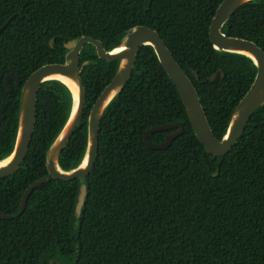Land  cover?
Wrapping results in <instances>:
<instances>
[{"label": "trees", "instance_id": "1", "mask_svg": "<svg viewBox=\"0 0 264 264\" xmlns=\"http://www.w3.org/2000/svg\"><path fill=\"white\" fill-rule=\"evenodd\" d=\"M222 1L0 0V28L8 22L0 33V160L14 150L22 87L32 72L64 62L65 43L74 38L92 36L111 50L136 25L160 32L195 84L214 134L224 138L257 66L245 54L214 47L210 24ZM223 32L264 49V0L243 4ZM81 62L85 114L59 158L65 171L83 161L90 111L119 67L91 43ZM9 73L20 79L11 80V90ZM72 107L66 84H41L27 157L15 174L0 179V213L13 216L0 218V264H264V104L238 144L215 156L195 134L154 48L142 46L129 81L103 114L80 214L82 181L55 179L46 163ZM172 122L184 133L167 149L148 147L145 131ZM175 130L153 132L150 140L164 142ZM43 177L48 180L21 212L26 189Z\"/></svg>", "mask_w": 264, "mask_h": 264}, {"label": "water", "instance_id": "2", "mask_svg": "<svg viewBox=\"0 0 264 264\" xmlns=\"http://www.w3.org/2000/svg\"><path fill=\"white\" fill-rule=\"evenodd\" d=\"M248 1L250 0H223L217 7L210 24L209 35L216 49L245 54L252 58L257 66L255 80L236 106L224 138L219 139L214 134L195 84L180 66L160 32L147 25H136L127 31L122 38L121 44L111 50H107L100 39L92 36L83 35L79 38H74L65 43L68 51L64 62L47 63L31 73L22 87L18 134L14 150L10 155L13 157L8 163L0 166V179L15 174L27 157L36 124L38 94L41 84L51 79L60 80L53 77L56 74L68 77L78 84L79 97L76 100L71 87L63 80H60L70 88L73 94V107L67 123L47 151L46 163L48 171L53 178L65 181L80 179L82 181L76 207L77 213L80 214L87 193V186L84 181L92 172L99 154V135L103 114L112 100L124 89L129 81L137 56L144 45H151L154 48L160 62L176 84L195 134L204 145L206 151L215 156H225L238 144L251 117L264 104V49L253 40L229 36L223 32L226 22L238 8ZM7 24L8 22L0 28V33ZM53 42L54 40H51V45H53ZM88 43L95 46L100 58L107 61H119V67L114 78L103 89L90 111L88 146L83 161L78 167L65 171L59 165V158L85 114L86 94L82 72L86 62H81V53ZM119 48L122 49L117 51ZM194 74L199 79L197 72L194 71ZM215 76L213 75L210 80L213 81ZM13 79L17 83L20 82V79L14 73H9L5 78V84L9 90L12 89L10 82ZM174 128L176 130L167 134L164 142L155 143L150 140L151 133ZM183 133L184 128L180 122L166 123L146 130L144 140L147 146L152 149H167ZM47 180V177H43L26 189L22 198L21 212L25 209L27 200L34 189ZM11 217L13 216L0 213V218Z\"/></svg>", "mask_w": 264, "mask_h": 264}, {"label": "bare ground", "instance_id": "3", "mask_svg": "<svg viewBox=\"0 0 264 264\" xmlns=\"http://www.w3.org/2000/svg\"><path fill=\"white\" fill-rule=\"evenodd\" d=\"M120 49H122V48L117 49V51L120 50ZM53 77L57 78V79H60V80H63L66 84H68L71 87V89L73 90V92H74L75 99L78 100V97H79V86H78V84L76 82H74L72 79H70L68 77H65V76H62L60 74H56ZM12 157L13 156H10L9 158L5 159L4 161H0V166L8 163L12 159Z\"/></svg>", "mask_w": 264, "mask_h": 264}]
</instances>
